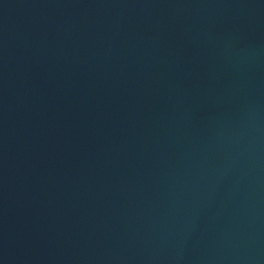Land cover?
I'll list each match as a JSON object with an SVG mask.
<instances>
[{
  "label": "water",
  "instance_id": "95a60500",
  "mask_svg": "<svg viewBox=\"0 0 264 264\" xmlns=\"http://www.w3.org/2000/svg\"><path fill=\"white\" fill-rule=\"evenodd\" d=\"M0 264H264V0H0Z\"/></svg>",
  "mask_w": 264,
  "mask_h": 264
}]
</instances>
